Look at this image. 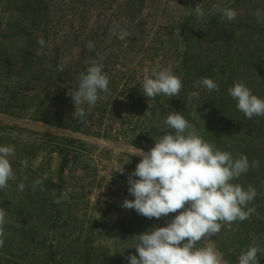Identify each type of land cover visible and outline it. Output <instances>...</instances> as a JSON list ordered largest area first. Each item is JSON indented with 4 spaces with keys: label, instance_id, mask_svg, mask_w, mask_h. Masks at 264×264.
Returning a JSON list of instances; mask_svg holds the SVG:
<instances>
[{
    "label": "trees",
    "instance_id": "obj_1",
    "mask_svg": "<svg viewBox=\"0 0 264 264\" xmlns=\"http://www.w3.org/2000/svg\"><path fill=\"white\" fill-rule=\"evenodd\" d=\"M96 1L0 0V20L5 31L1 34L4 38L3 43L5 39L7 42L22 39L23 43L16 52L11 51L14 55L7 53L12 48L6 45L0 48V86L1 92L8 96L7 105L13 103L18 106L25 103L22 100L25 95L16 88L17 80L4 72L5 67H9L6 65L10 57L13 59V56V65L16 68H22L24 63L28 64L25 70L29 75L31 74L30 76L37 72L35 64L38 61H46L43 62L45 67L52 66V69L47 68L31 78L30 83L35 86L34 100L37 98L39 101L37 104L33 103L34 108L38 109L44 103L58 98L60 95L58 86L51 84L55 81L53 76L57 74V55L61 53L58 38L62 37L63 45H67V49L70 50L75 44L76 37L70 35L73 23L72 18L69 17L79 12L87 14L94 9L101 10L100 5L94 6ZM112 1L108 2L112 5ZM178 1L188 7V10L171 26V32L178 36L177 42L179 40L180 43L172 69L182 78L183 86L179 96L171 98L157 96L154 104L159 108L160 117L154 116L144 125L147 124L145 128L150 129L149 133L154 132L157 136H161L166 131H171L164 124L167 115L178 111L195 126L205 140L212 142L217 148L231 152L234 157L240 154L248 157L249 170L235 183H240L245 188L248 185L255 187L257 196L248 205L255 207V212L250 219L243 222L236 221L230 228L225 226L219 235L212 237L215 247L224 254L229 264H238L239 255L252 243L254 237L259 238L260 247L264 249V116H254L252 119L245 117L236 108L237 102L231 98L228 89L235 81L241 80L254 94L264 98V23H257L254 16L256 9L264 11V0H198L202 3L201 7L205 13L203 17H197L194 11L188 15L197 5L195 4L197 0ZM117 2H119L118 15L112 11L110 18L114 20L122 15L126 17L119 28L120 32L124 33L128 32L133 24L135 25L148 6L154 5L155 0ZM214 5H219L221 8L231 7L237 12V16L232 21L222 20L221 13L215 10ZM105 9L111 10V8ZM67 23L70 30L60 32L59 25ZM100 23L101 21L98 20L95 32L99 31V26H105V30L110 28L111 21ZM41 37L45 41L44 47L47 51V56L44 58L35 54V47L39 45L37 41ZM11 68L9 67V70ZM74 72L75 69L72 67L69 70L70 79L72 82L76 79L77 89L78 77L83 71H77L76 75ZM204 77L213 79L218 84L219 91L209 92L203 86L195 85L197 79ZM27 83L29 85L28 81ZM193 94L197 95L195 105L189 107L188 99ZM194 113L198 114L193 115ZM32 117H36V112ZM88 118V115L82 120L75 118V127H83ZM254 160L259 162L258 167H251ZM65 163L66 160L61 166L62 172L65 171ZM42 180L47 186L48 181ZM48 186H51L49 190L55 189L57 193L54 198H49L52 194L46 193L47 205L53 211L49 217L46 215L38 221H32L36 219L33 215L30 223L29 217L25 216L24 193L13 197V193L10 192L12 188L7 186L0 189V207L7 210L5 243L1 248L3 250H0V264H59L60 247L50 236H54L60 227H65L64 224H60L62 194L61 190H57L56 183L50 181ZM56 199H59L60 203L54 202ZM130 211L131 217L122 220V227L117 233L115 251H112L107 244L100 242L94 244L92 238L97 239L95 236L97 233H94L95 227L90 226L85 235L83 233L76 237L74 244L77 245L81 259L78 264H129L126 257L137 254L135 248L127 247L132 243L131 237L148 230L153 225L166 226L167 222L176 215L171 213L160 219H149L137 214L134 209ZM47 220L51 232L42 233L41 231L46 228ZM32 234H36L39 238L37 240L35 236L32 238ZM32 243L39 247L34 249ZM123 247L127 248H124L121 254L120 249ZM258 259L259 262H264V251L258 253Z\"/></svg>",
    "mask_w": 264,
    "mask_h": 264
},
{
    "label": "rangeland",
    "instance_id": "obj_2",
    "mask_svg": "<svg viewBox=\"0 0 264 264\" xmlns=\"http://www.w3.org/2000/svg\"><path fill=\"white\" fill-rule=\"evenodd\" d=\"M108 1L97 0L94 3V6L100 5L101 10L94 9L87 14L79 12L69 17L73 23L70 35L76 38L70 50L63 45L62 37L57 41L61 46L57 62L63 65L64 70H57L53 76L55 81L51 82L58 86L60 92L56 100L46 102L38 109L33 107V103L39 101L37 98L34 100L35 86L30 83L31 78L47 68L52 69L51 65L45 67L43 62L46 61H38L35 64L37 72L30 76L25 70L27 63L22 68H16L13 65L14 56L13 59L10 57L6 66L12 68L9 70V67H5L4 72L17 80L16 88L25 95L22 97L24 105H7L8 96L1 92L0 86V145L11 144L15 147V155L10 157V162L16 179L10 180L8 187L12 188L10 192L13 197L23 193L26 196L25 216L29 217L28 222L33 215L37 220L32 221H38L46 215L49 217L53 211L47 205L46 193L52 194L49 198H54L52 192L57 193L55 189L49 190L50 181L56 183L57 190H61L63 207L60 224L65 227H60L54 236H50L60 247L59 264L81 262L74 243L76 237L83 233L85 235L90 226L95 227L94 233H97V239L92 238L94 244H107L112 251L117 248L116 237L122 220L132 214L130 209L121 206L124 199H132L127 177L140 160L139 156H131V153L136 147L149 150L154 146V139L159 138L156 133H149L150 129L145 128L147 124L144 125L154 116L159 118L160 114L154 104L157 97L149 100L142 93L143 78L153 70L172 67L180 43L179 40L177 42L178 36L171 32V26L188 10L178 0L175 9L169 8L170 0H155L154 5L148 6L135 25L130 27V35L124 36L119 28L126 17L110 18L112 11L117 14L119 0H113L112 5ZM198 3L202 6L201 2L195 1V4ZM98 20L101 23L111 21L110 28L105 30V26H99V31L95 32ZM69 23L59 25V31H69ZM4 32L0 20V48L6 45L13 49L7 52L12 54L21 47L22 39L9 42L5 39L3 43L1 34ZM89 41L95 45L91 52L86 47ZM35 54L44 58L47 51L44 46L37 45ZM93 58L103 64V71L109 77V91L100 93L95 106L82 105L89 118L83 127L76 128L73 116L75 106L67 93L69 90L75 91L77 84L76 79L71 81L69 70L73 67L74 75L77 71L85 72ZM162 98L166 97L162 95ZM196 98V94L189 97V107L195 105ZM34 112L36 117H32ZM128 159L130 162H125ZM22 160L27 161V167L21 164ZM64 160L65 171L62 172ZM121 166L123 174L115 171ZM37 179H46L48 187L43 183L33 189ZM20 183L25 184L23 191L18 190ZM41 232H51L48 220ZM31 236H35L36 240L39 238L36 234ZM203 243L214 245L213 240ZM32 244L34 249L39 247Z\"/></svg>",
    "mask_w": 264,
    "mask_h": 264
},
{
    "label": "clouds",
    "instance_id": "obj_3",
    "mask_svg": "<svg viewBox=\"0 0 264 264\" xmlns=\"http://www.w3.org/2000/svg\"><path fill=\"white\" fill-rule=\"evenodd\" d=\"M177 5V0H170L168 6L175 9ZM214 8L221 13L222 20L232 21L237 16L231 7L214 5ZM193 11L197 17L205 15L198 4L188 15ZM254 16L257 23H264V11L256 9ZM123 35L129 36L130 33L125 31ZM37 43L43 47L45 41L41 37ZM86 47L91 52L95 45L89 41ZM57 70L62 72L63 65L58 64ZM195 85L203 86L209 92L219 91L218 84L208 77L197 79ZM108 86L109 77L103 71V64L93 58L85 72L79 75L78 88L67 93L75 106L74 118L82 120L87 115L82 105L95 106L100 93L109 91ZM182 86V78L167 66L145 74L142 93L149 100L160 95L171 98L179 96ZM228 93L237 102L236 108L248 119L264 116V98L254 94L243 81H235ZM164 124L171 131L154 139L153 147L147 151L136 147L131 153V156L140 157L134 171L127 177L128 192L134 199H124L121 206L134 209L149 219H160L171 213L176 215L166 226L153 225L133 235L132 243L127 247L135 248L137 254H130L126 259L129 264H229L212 243L202 245V242L211 241L225 226L230 228L236 221L250 219L255 212V207H248L257 196L255 187L248 185L245 188L235 183L249 170L248 157L244 154L234 157L231 152L205 140L181 112H170ZM14 155V145H0V189L16 179L10 162ZM21 164L27 167L26 160ZM258 166V161H252L251 167ZM115 171L123 174V166ZM42 184L43 180L37 179L32 187L35 189ZM24 188V183L18 185L19 191ZM40 190L43 191V187ZM54 202L60 203V200ZM6 217L7 210L0 207V248L5 243ZM127 247L120 249L121 254ZM262 251L259 238L254 237L239 255L238 264H259L258 253Z\"/></svg>",
    "mask_w": 264,
    "mask_h": 264
}]
</instances>
